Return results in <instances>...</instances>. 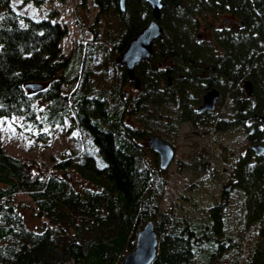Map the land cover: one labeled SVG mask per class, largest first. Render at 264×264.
<instances>
[{"label":"trees","instance_id":"obj_1","mask_svg":"<svg viewBox=\"0 0 264 264\" xmlns=\"http://www.w3.org/2000/svg\"><path fill=\"white\" fill-rule=\"evenodd\" d=\"M91 1L93 23L102 22L100 38L93 30L64 54L67 29L54 20L55 10L33 19L0 0V118L19 117L44 139L43 128L68 116L77 136L71 154L52 168L74 171L90 184L77 190L66 174L45 173L34 160L0 147V264H120L147 220L158 239L150 264H190L203 243L204 254H212V245L221 251L215 234L222 203L205 207L209 223L189 220L179 211L183 198L170 192L144 144L155 135L175 148L182 121L216 133L247 129L249 141L263 146L261 154L246 148L227 175L242 196L243 227L253 223L257 237L247 264H264V127L258 119L264 114V0H161L162 33L148 58L133 65L132 79L114 60L151 19L148 5L124 0L121 11L117 0ZM202 28L207 31L199 33ZM28 83L39 88L31 91ZM126 83L136 88L131 95L122 92ZM210 88L226 100L227 117L195 110ZM196 159V170L205 172L202 156ZM16 193H25L42 218L36 230L17 211Z\"/></svg>","mask_w":264,"mask_h":264},{"label":"rangeland","instance_id":"obj_2","mask_svg":"<svg viewBox=\"0 0 264 264\" xmlns=\"http://www.w3.org/2000/svg\"><path fill=\"white\" fill-rule=\"evenodd\" d=\"M9 4L15 12L33 19L44 17L49 10H55L57 14L54 20L62 22L67 29L61 39V51L64 54L75 49L84 38H89L93 30H96V37L100 38L102 22L93 23L96 8L91 0H86L84 6L79 5L78 0H9ZM221 20L222 16H219L214 25H220ZM205 31L207 30L203 28L198 30L199 33ZM72 65L70 61L67 72H70ZM135 91L136 88L127 83L122 87L125 95H131ZM212 111L214 115H228L226 100L220 99L219 93ZM124 121L132 128H139V123L131 117H126ZM43 130L45 138L39 139L36 136L38 130L29 123L23 125L19 117L0 118V147L4 152L21 160H34L45 173L50 171L60 176L66 174V180L77 190L90 186L74 171L52 168L60 158L70 155L73 149L77 130L70 118L66 116L61 124ZM246 132L247 129L244 131L236 128L225 133H216L201 127H192L186 121L177 126V134L173 138V158L163 170V175L170 192L183 198L178 202L182 205L179 211L182 208L183 212H188L187 218L193 222L209 223L205 218V207L220 203L223 206V223L220 225V232L215 235L223 241L224 248L217 253V247L212 245V254L208 255L204 254L208 244L203 243L194 249L190 264H247L250 252L257 242L254 224L243 227L242 196L230 184L227 175L230 163L253 144L246 137ZM142 141L139 140L143 145ZM145 156L150 159L147 149ZM198 156H202L204 160L205 172L196 170ZM226 186H229L228 189H223ZM13 201L29 228L36 230L42 225V218L36 217V209L25 193L14 194ZM161 208L163 205L159 204V209ZM215 245L218 244L215 242Z\"/></svg>","mask_w":264,"mask_h":264},{"label":"water","instance_id":"obj_3","mask_svg":"<svg viewBox=\"0 0 264 264\" xmlns=\"http://www.w3.org/2000/svg\"><path fill=\"white\" fill-rule=\"evenodd\" d=\"M144 1L151 13V19L138 30V32L127 41L124 49L117 54L114 62L117 65L124 66L129 78H132V68L137 62L146 60L150 54L151 43L158 38L162 29L157 19L161 8V0H142ZM124 0H117L119 10H123ZM227 23V20H224ZM198 37V35H197ZM135 85L137 81L134 80ZM25 88L34 91L39 88L38 84L28 83ZM218 97V91L214 88L206 90L200 98V104L196 107L197 112L211 111ZM260 127H264V114L258 117ZM144 144L155 153L157 166L160 170H164L173 158L172 147L155 135H149ZM250 150L254 154H261L263 146L259 143L251 145ZM226 186L225 189H228ZM134 247L127 252L120 264H150L155 257L158 239L153 231L151 221H145L135 232Z\"/></svg>","mask_w":264,"mask_h":264},{"label":"flooded vegetation","instance_id":"obj_4","mask_svg":"<svg viewBox=\"0 0 264 264\" xmlns=\"http://www.w3.org/2000/svg\"><path fill=\"white\" fill-rule=\"evenodd\" d=\"M199 103H200V101H199ZM250 141H252V143H254L255 141L253 140V139H251ZM250 149V148H249ZM251 151V150H250ZM253 153V152H252ZM229 185V184H228Z\"/></svg>","mask_w":264,"mask_h":264}]
</instances>
